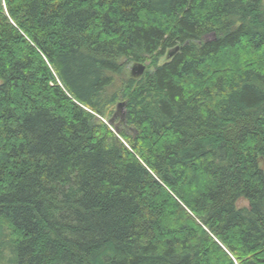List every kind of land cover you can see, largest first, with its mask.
I'll return each instance as SVG.
<instances>
[{
  "label": "trees",
  "instance_id": "1",
  "mask_svg": "<svg viewBox=\"0 0 264 264\" xmlns=\"http://www.w3.org/2000/svg\"><path fill=\"white\" fill-rule=\"evenodd\" d=\"M0 264H264V0H0Z\"/></svg>",
  "mask_w": 264,
  "mask_h": 264
},
{
  "label": "water",
  "instance_id": "2",
  "mask_svg": "<svg viewBox=\"0 0 264 264\" xmlns=\"http://www.w3.org/2000/svg\"><path fill=\"white\" fill-rule=\"evenodd\" d=\"M144 71H145V65L144 64H136V65H133L130 68V74L133 77H135V78H139L144 73ZM125 104H126L125 102L117 103L114 113L109 118V120L106 122L108 125L114 127V132L116 134H118L120 132V130H121L120 127L123 126V130L126 127L125 119H124V115H125L124 107H125ZM117 116L119 117L118 123L116 122Z\"/></svg>",
  "mask_w": 264,
  "mask_h": 264
},
{
  "label": "rangeland",
  "instance_id": "3",
  "mask_svg": "<svg viewBox=\"0 0 264 264\" xmlns=\"http://www.w3.org/2000/svg\"><path fill=\"white\" fill-rule=\"evenodd\" d=\"M129 66H130V64H128L127 65V72L128 71H130L129 69ZM118 121H119V117L117 116V118H116V122L118 123ZM120 127V126H119ZM121 128V130L120 131H122L123 130V126L122 127H120ZM127 133H129L130 132V129H126V127H125V129H124Z\"/></svg>",
  "mask_w": 264,
  "mask_h": 264
},
{
  "label": "bare ground",
  "instance_id": "4",
  "mask_svg": "<svg viewBox=\"0 0 264 264\" xmlns=\"http://www.w3.org/2000/svg\"><path fill=\"white\" fill-rule=\"evenodd\" d=\"M170 54V53H169Z\"/></svg>",
  "mask_w": 264,
  "mask_h": 264
}]
</instances>
